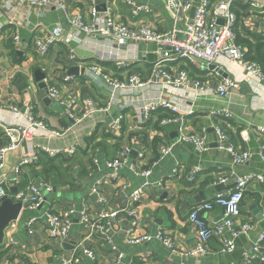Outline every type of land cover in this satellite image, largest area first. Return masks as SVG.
Masks as SVG:
<instances>
[{
	"label": "built area",
	"instance_id": "1",
	"mask_svg": "<svg viewBox=\"0 0 264 264\" xmlns=\"http://www.w3.org/2000/svg\"><path fill=\"white\" fill-rule=\"evenodd\" d=\"M122 1L129 9L132 8L133 18L151 12L147 6H136L134 0ZM158 1L163 3L171 18L168 31H157L148 23L139 26L128 25L106 5L104 11L97 10L93 0L90 7L82 4L78 6V2L73 0H0V17L4 16V23H0V43L11 42L15 53L21 55V51L22 57L29 61L39 59L47 62L46 66L38 68L45 75L42 82L46 95L62 108L69 120V124L63 128H52L32 114H27L23 119L24 123L20 125L6 124L0 119V129L8 140L7 144L0 148V169L3 168L5 154L19 148L30 135L39 136L46 133L47 139L74 136L76 130L83 126L84 120L99 113L109 114L112 110H117L119 114L106 130L114 140L116 149L113 157L106 161L109 174L91 188L92 193L101 192L102 182H106L115 193L127 187L121 178V170L126 165L132 146L128 142L117 140L125 118L131 119L134 132L145 133L149 138L150 136L155 138L154 136L159 135L158 131L168 125L176 126L177 137L168 140L164 136L165 141H162L163 145L158 151L160 156L169 154L176 144H193L199 154L207 150L208 127L200 126L192 131L186 124L185 117L194 114L199 96L212 93L225 97L235 85L232 80L217 75L214 85L210 86L206 80L190 77L186 69L170 66L187 62L193 65L200 64V68L206 70L208 65H216L218 59L224 58L239 64L246 72V80H264V72L257 64L244 62L243 50L235 43L233 27L236 19L230 10L233 0L213 3L210 0ZM253 6L259 7L257 4ZM75 7H79L80 11H76ZM50 10L59 13L61 18L45 23V13ZM219 20H222V24L218 23ZM260 34L264 36V30ZM60 45L67 49L68 58L75 63L76 70H79L77 77L57 78L51 72V61ZM32 49L34 52H31ZM145 65L149 67L144 76L133 71L134 68H143ZM27 75L30 76L26 84L27 89L37 92L34 89L37 84L34 82L33 74L30 72ZM92 86L109 93L104 105L99 104L94 97L92 99L81 95L82 87L89 89ZM10 109L19 114L15 107ZM159 110L168 111L174 116L161 117L155 128L149 123ZM198 111V114L209 115L212 119L230 118L226 111L202 108ZM254 129L264 137L263 128ZM92 131L91 128L84 135L81 143L73 142L63 152L48 147L32 149L29 156L19 159L11 176H2L0 202L11 198L14 202L22 203L18 218L5 230L2 246L5 252L10 248H16L17 243L13 234L18 229L21 219H25L28 212H35L47 203V195L52 190L50 184L37 178L30 180L24 189H18L23 169L36 164L42 154L52 158L60 156L73 158L78 148L84 146L86 136ZM212 131L216 136V149L228 152L233 158L234 165L244 164L253 156L264 163V144L255 151L237 152L221 124L212 125ZM149 159H152V155L144 148L137 154L135 162L129 166L145 181L128 195L122 206L91 211L86 205L79 210L70 205L67 208L47 209L42 212L41 225L57 243L67 240L75 216L84 226L82 240L72 246L69 255L60 254L58 264H78L81 255L94 260V253L84 245V241L99 238L102 242L109 243L107 234L121 218L127 219L130 227L125 235L126 243L140 245L152 240L151 236L146 234V226L136 212V205L145 190L150 187L147 181L151 174ZM91 162L97 167L99 160L93 155ZM197 171L198 169L191 171L178 165L174 169V175L182 177L181 179L188 184L193 182ZM252 178L237 177L231 170L214 178L212 185L226 186L225 191L214 193L210 201L194 204L187 214V223L194 228L197 238L194 250L176 251L174 240L163 231L157 233L156 239L165 248L182 256L195 257L205 254L206 246L211 239L218 240L220 254L235 251L237 238L241 236L248 238L254 228V223L241 220L243 192ZM12 188L15 189V193L10 191ZM98 200L105 205L111 203V200L101 196ZM215 207L221 208V217L210 224L204 219V214ZM42 217L45 218V224L41 221ZM38 220L35 216H29L26 219L27 225L32 226ZM259 220H264V212ZM263 243L264 233H260L255 241L248 240L242 250L244 264H264ZM113 253L115 262H120L123 254L119 251ZM146 257L141 255L139 260L145 261Z\"/></svg>",
	"mask_w": 264,
	"mask_h": 264
},
{
	"label": "crops",
	"instance_id": "2",
	"mask_svg": "<svg viewBox=\"0 0 264 264\" xmlns=\"http://www.w3.org/2000/svg\"><path fill=\"white\" fill-rule=\"evenodd\" d=\"M194 1L197 2V0ZM73 2H78V6L82 4L85 7H90L92 5L91 0H73ZM134 2L136 6H147L151 12L138 18H133L132 8L129 9L122 0H93L96 8L102 4L106 5L112 13H115L128 25L139 26L148 23L150 27L155 28L157 31L164 32L169 30L171 18L161 1L134 0ZM240 2L248 5L252 11L258 14L250 15L245 20V25L252 33L261 35L260 32L264 30V0H240ZM254 4L259 7H254ZM75 10L80 11L79 7H75ZM57 15L56 11H47L45 13V23L58 20L60 14ZM0 23H4L3 15L0 17ZM8 42L0 43V119L2 122L20 125L24 123L23 119L27 114H32L36 119L43 120L48 127L63 128L68 125L69 120L63 110L55 112L45 104L44 100L47 95L43 89H39L35 85L34 89L37 92L27 88L20 91L16 85L18 78H23L28 84L27 81L30 76L27 74L30 72L33 74L34 70L41 66H46L47 62L39 59H30L29 61L22 57L21 51V55L19 54L18 57H22V60L19 63L16 62L12 55L13 46ZM55 52L56 54L50 64L51 72L57 78L65 76L77 77L79 70L72 73L71 70L74 68L75 63L68 58L67 49L62 54V50L59 48ZM176 66L186 69L190 77L194 69L202 72V75H198L194 71L195 76L192 77L197 80H206L210 86L214 85L215 78L219 76L215 72L202 70L200 64L193 65L185 62L172 64L170 67ZM216 66L225 73L224 77L233 81L234 88L230 89L225 97H219L212 93L199 96L194 114L190 117H185L186 124L192 131L200 126L208 127L207 150L199 154L193 144H176L169 154L160 156L158 151L163 145L162 141H165L164 136L168 140L177 137L175 133L176 126L168 125L158 131L162 137L156 135L153 138L149 135V138L145 133L137 134L134 132L131 119L125 118L117 140L130 143L132 151L127 157L126 165L121 170V178L127 184V187L118 193H115V190L106 182H102L100 193H92L90 191L93 186L103 181L109 174L106 161L113 157L116 146L114 140L110 138L111 136L102 139L101 134L104 132L110 135L106 127L118 117L119 112L117 110H112L109 114L99 113L84 120L83 126L76 130L74 136L47 139L46 136L48 135L46 133L39 136L33 134L27 137L19 148L7 152L3 159V168L0 169V179L2 176H11L13 168L19 159L29 156L32 149L48 147L63 152L71 143H81L84 135L91 128L93 131L86 136L84 146L79 147L78 151L87 149L90 142L89 138L94 132H96L97 138L92 144L101 142L100 147L95 150L96 157L99 160L97 167L86 162L87 156L79 157L80 152L78 154L77 151L75 154L76 160L72 161L71 164L66 163L59 172H50L49 181L43 180L50 184L52 188L47 195L48 202L39 210L28 212L25 219H21L18 229L13 234V238L17 243L16 248H10L8 252H5L2 245L0 247V264H58V256L60 254L69 255L72 246L82 240L85 231L84 226L78 217L75 216L69 237L64 242L57 243L50 238L41 225L40 216L42 212L47 209L67 208L70 205L74 206L76 210L86 205L91 211L122 206L128 195L139 188L145 181L143 177L138 176L129 168L135 162L137 154L144 148L152 155V159H149L151 174L147 179L150 187L145 190L144 195L136 205V212L142 218L146 226V234L151 236L152 240L140 245L126 243L125 235L130 227L127 219L121 218L117 225L107 234L110 240L109 243L102 242L99 238L84 241V245L94 253L95 259L91 260L81 255L78 264H244L242 261L244 246L248 243V240L255 241L260 233H264V220H259L260 215L264 212V163L260 162L256 156H253L244 164L234 165L233 158L228 152L216 149V136L212 131V125L221 124L223 126L229 136V142L237 152L255 151L261 144H264V137H261L254 129L255 127L264 129V80H246V72L241 66L224 58L218 59ZM108 67L109 64H107ZM148 67L147 65L143 66V68L136 67L133 71L144 76ZM48 72L50 73V71ZM79 80L81 81V79ZM80 92L83 97L92 99L94 97L101 105L106 103L109 96L106 90L93 86L89 89L82 87ZM10 107H15L19 114L12 112ZM200 108L226 111L229 113L230 118L212 119L209 115L198 114V109ZM159 115V112L155 113L149 125L155 127L154 123ZM7 142V138L0 129V148L6 145ZM102 148L104 149L103 156H100L98 152ZM43 155L45 154L41 156ZM82 159L87 170L84 174L78 168V164ZM38 162L27 166L28 169L31 167L29 170L24 168L20 176L28 170L27 178H29V181L36 177L41 178V169L37 166ZM178 165L191 171L198 169L192 183L187 184L181 179L182 177L179 178L174 175V169ZM31 170H34L35 173L32 174ZM229 170L233 171L237 177H253L243 192L241 202V220L254 223V228L248 238L245 236L238 237L236 250L229 254H220L218 252L219 242L217 239H211L208 242L205 254L190 257L176 253V251L195 249L197 243L196 233L194 228L187 223V214L194 204L210 201L214 193L225 191L226 186L221 185L218 190L216 189L217 186L212 185V181L216 176L226 174ZM254 176H259L260 178ZM74 182L77 185L76 189H74ZM23 183L20 182L17 188L24 189L26 184L22 187ZM70 183H72V186ZM100 196L111 200V203L107 205L100 203L98 200ZM221 213V208L215 207L212 211L204 214V219L213 224L220 219ZM29 216H35L39 220L34 225L28 226L26 219ZM44 219L42 217L41 221L43 224H45ZM159 231H163L174 240L175 252L159 243L156 239ZM116 251L123 254L122 260L118 263L115 262L113 253ZM141 255L147 256L145 261L141 262L139 260ZM262 255L264 256V243L262 244Z\"/></svg>",
	"mask_w": 264,
	"mask_h": 264
},
{
	"label": "trees",
	"instance_id": "3",
	"mask_svg": "<svg viewBox=\"0 0 264 264\" xmlns=\"http://www.w3.org/2000/svg\"><path fill=\"white\" fill-rule=\"evenodd\" d=\"M221 0H210V2H218ZM231 12L234 14L236 22L235 25L233 27V35L235 38V43L237 46H239L240 48H242L243 50V61L247 62V63H254L257 64L261 70H264V36L259 35L257 33H252L248 27H246L245 25V20L249 18L250 15H258L255 11H252L251 8L248 5H244L243 3L240 2V0H235L234 3L232 4V6L230 7ZM10 45H12L11 42H8ZM13 46V45H12ZM59 49L62 50L61 54L65 52V49L60 45ZM14 60L16 62H20L22 59L20 57H18V54L15 53L14 48H13V53H12ZM20 58V59H19ZM184 69V68H183ZM198 75H202V72H199L197 70H193V72L191 73L192 76H195V73ZM159 116H157V120L154 123V126L157 127L158 125V121L160 120L161 117L167 118V117H173L174 115L171 114L168 111L165 110H159ZM102 139H106L109 138L110 135L108 133H102L101 134ZM97 138V134L96 132H94L91 137L89 138L90 142L89 145L87 146V149H83V150H79L78 154L80 152L79 157L81 156H87V160L86 162H89L92 164L91 162V158L92 156H96V152L95 150H97L100 145L101 142H97L95 144H92V142ZM158 141V140H157ZM155 141V142H157ZM159 142V141H158ZM157 142V143H158ZM92 144V145H91ZM104 147H106L104 145ZM103 151L104 149H100V151L98 152V154L100 156H103ZM76 160V157L74 156L73 158L69 159V158H65L64 156H60V157H49L47 155H43L39 158V162L38 165L41 169V178H39L41 180H45V181H49L50 179V172H54V171H61L64 167V165L66 163L71 164L72 161ZM78 168L79 171H81V173H85L86 170V165L83 162V159L81 160V162L78 164ZM31 167H29L30 169ZM28 169V168H27ZM28 169V170H29ZM27 170V172H28ZM27 172L23 173L20 177L21 182H24L22 184V187L25 186V184L28 183L29 178H27ZM32 174H34V170L30 171ZM214 181V180H213ZM212 181V182H213ZM70 185L72 186V183H70ZM74 185V189L77 188V185L75 184V182L73 183ZM56 187V185H55Z\"/></svg>",
	"mask_w": 264,
	"mask_h": 264
},
{
	"label": "water",
	"instance_id": "4",
	"mask_svg": "<svg viewBox=\"0 0 264 264\" xmlns=\"http://www.w3.org/2000/svg\"><path fill=\"white\" fill-rule=\"evenodd\" d=\"M96 9L99 11H104L105 5L102 4L101 6L97 7ZM218 23L222 24V20H219ZM203 66L205 69L206 65L204 64ZM76 69L77 68L74 67L71 70L72 73H75ZM206 70H208L210 72H215L223 78H227V77H224L225 73L216 65H212V64L208 65ZM44 77H45L44 73H42L39 69L34 70V72H33L34 82L37 84V87L39 89H43L46 93L45 85L42 82ZM16 85L20 91L27 88L26 82L23 78H18L16 80ZM44 102L47 106L51 107L55 112H61L62 111V108L57 103H52V101L48 97L44 100ZM220 188H221V186L216 187V189H218V190ZM10 191L12 193L16 192L14 188H12ZM21 209H22V203L17 202V201L14 202L11 198H6L0 202V247L3 245L4 240H5L6 228L9 226V224L11 222L15 221L18 218V216L21 212Z\"/></svg>",
	"mask_w": 264,
	"mask_h": 264
},
{
	"label": "rangeland",
	"instance_id": "5",
	"mask_svg": "<svg viewBox=\"0 0 264 264\" xmlns=\"http://www.w3.org/2000/svg\"><path fill=\"white\" fill-rule=\"evenodd\" d=\"M58 15H59V13H58ZM58 15H57V16H58ZM59 18H61V15H60V17H59ZM31 52H34V51H33V49L31 50ZM35 60H36V59H35Z\"/></svg>",
	"mask_w": 264,
	"mask_h": 264
}]
</instances>
